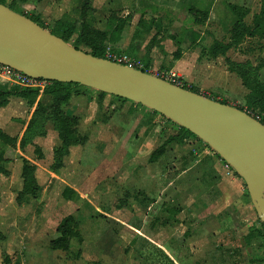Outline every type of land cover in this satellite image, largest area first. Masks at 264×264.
Wrapping results in <instances>:
<instances>
[{"label":"rangeland","instance_id":"374dc122","mask_svg":"<svg viewBox=\"0 0 264 264\" xmlns=\"http://www.w3.org/2000/svg\"><path fill=\"white\" fill-rule=\"evenodd\" d=\"M207 1L211 0H94L85 22L81 14L85 0H4L11 10L49 30L60 35L72 32L73 47L86 27L92 33L109 34L117 26L114 16H131L120 42L105 43L106 52L166 76L174 64L166 48L172 53L199 48L187 81L177 77L181 85L187 83L212 100L246 109L248 90L239 74L231 72L228 58L216 56L214 50L218 42L231 44L232 15L226 0H213V14L205 26L187 20L191 7L204 8ZM239 4L248 6L253 15L260 11L262 0ZM193 31L201 34L196 42ZM168 39L171 44L166 45ZM236 43L229 60L260 66L264 81V38L245 36ZM78 48L92 53L85 45ZM73 90L67 104L59 105L43 94L36 97L37 115L38 106L30 112L26 104L15 102V109L24 107L23 123L12 121L18 128L15 142L9 145L8 136L0 131V155L11 160L0 163V264H176L180 258L190 262L198 251L197 237L217 242L223 231L228 237L222 243L231 248L240 249L244 238L264 243V229L246 184L206 143L190 138L182 145H168L153 162L152 154L181 133L179 125L142 105L134 104L127 113V104L119 111L115 96L81 85ZM59 110L75 119L69 124L59 121L65 134L71 130L85 141L65 154L60 152L62 140L54 123L45 121L56 118ZM25 137L29 144L23 146ZM24 162L36 167L41 188L35 198L19 197ZM66 188L78 196L66 200ZM120 204L126 206L118 209ZM79 208L85 214L102 213L106 219L98 227L91 226L92 221L82 227L84 242L73 240L68 251L51 250L58 226Z\"/></svg>","mask_w":264,"mask_h":264},{"label":"water","instance_id":"95a60500","mask_svg":"<svg viewBox=\"0 0 264 264\" xmlns=\"http://www.w3.org/2000/svg\"><path fill=\"white\" fill-rule=\"evenodd\" d=\"M0 64L33 78L78 84L129 100L188 130L244 181L264 224V124L247 112L96 58L1 3Z\"/></svg>","mask_w":264,"mask_h":264},{"label":"trees","instance_id":"16d2710c","mask_svg":"<svg viewBox=\"0 0 264 264\" xmlns=\"http://www.w3.org/2000/svg\"><path fill=\"white\" fill-rule=\"evenodd\" d=\"M94 0H85V3L82 7V17L84 21L86 22L90 10L93 6ZM0 3L3 5H6L4 0H0ZM227 8L229 12L237 18L236 23L233 25L231 30V40L233 43L231 44H220V42L215 44L214 50L216 56H226V53L229 51V49L232 47L233 44H237L236 41L240 39L241 37H253L257 33H260L263 31L264 28V8H262V11L259 15H256L254 17V28L251 29L245 24L244 19L249 14V10L245 5H227ZM210 11L207 8H197V7H191L189 9V16L188 21H190L194 25H205L207 21L209 20ZM28 18V17H27ZM114 20L117 22V26L115 29L107 34L106 32H90L87 27L81 32L80 36L75 41V48L79 49L81 45H85L86 47L90 48L92 50L91 55H93L96 58H105L106 48L105 43L111 42V43H117L122 39L123 31L126 25L131 21V16H126L125 18H118L113 17ZM35 23L39 24L44 29L48 30L53 35H56L63 39L65 42L69 43V40L71 38L72 32L64 33L63 35H60L58 31L56 30H49L46 27H44L42 24L38 23L37 20L31 19ZM192 37L194 41H198L200 39V35L193 31ZM80 50V49H79ZM182 56L181 49L179 48L176 52L172 54L173 60H179ZM229 67L231 69V72H237L239 74L243 86L249 91L247 96L245 97L246 101V109L241 108V110H245V112L252 115L254 118H256L259 122L264 124V81H262L259 77V68L260 66H253L251 63L246 64H239L235 63L229 59H227ZM146 67H149L148 65ZM238 69L237 71L235 69ZM241 71L248 72L247 74H243ZM143 72H149L148 70H143ZM75 86H78V84L73 83H60V82H54L51 81V84L46 89L41 88H19L17 86H0V108H4L9 104L11 97H18L22 98L30 105L34 103V99L38 97L39 95H47L54 99H56V102L60 104H67L73 94V88ZM182 88L198 93V90L194 89L191 85L185 83L184 85H181ZM102 95H106L105 93L99 92ZM116 99L119 100L121 106L119 107V111L122 110V107L124 105L128 104L129 111L127 113H130L132 110V106L135 104L129 100L116 97ZM224 104H228L226 102H221ZM38 110H35L34 114L37 115V113L40 110V105L38 104ZM58 116L54 119H50L48 117L45 118L46 123L52 121L54 123V128L57 132H59V136L62 140V154H65L68 152V149L71 146H80L84 145L85 141L81 138H75L74 133L71 130H67V134L63 131L62 128H60L59 121L63 120L65 124H69L71 122H75L74 118L67 117L62 110H59ZM156 113V112H155ZM35 115V116H36ZM41 121V120H40ZM40 121L37 124H40ZM32 126V125H31ZM35 127V125L33 126ZM1 131V130H0ZM27 132L24 133L23 136H25ZM34 134V133H33ZM4 135V134H3ZM190 138H197L195 135H193L188 130L181 127V133L178 135L171 136L162 146L159 150H157L155 153L152 154L150 160L155 161L157 160V157L160 158L165 154V148L168 145L171 144H177L182 145L185 142L188 141ZM8 143L11 145L16 138H10L8 137ZM76 139V140H75ZM198 139V138H197ZM74 140V141H73ZM29 144V140L26 139L23 141V146ZM4 154V156H2ZM220 158V157H219ZM221 159V158H220ZM222 160V159H221ZM9 163L11 160L6 157L5 153H1L0 155V163ZM35 171L36 167L29 165L28 163L23 164L22 168V179H23V189L19 193V197L22 198H35L36 194L40 191V184L38 180L35 177ZM75 192L71 190L70 188H66L63 193V197L66 200H71L73 196H75ZM77 195V194H76ZM78 196V195H77ZM18 198V197H17ZM77 198V197H76ZM125 205L120 204L117 208L122 209ZM82 208H79L74 214L69 215L66 217L58 226L57 233L58 237L50 242V249L53 251H68L71 247V243L73 240H80L81 242H84V239L81 234L82 227L87 224L88 221H92L91 226L98 227L102 225L104 219H106L105 215L99 212H91L89 214H85L84 210L82 211ZM171 213H176V211L169 209ZM94 211V210H93ZM262 227L264 229V224L260 220ZM264 245V244H263ZM259 263V262H258ZM260 264H264V259L260 261Z\"/></svg>","mask_w":264,"mask_h":264},{"label":"crops","instance_id":"0c3cea01","mask_svg":"<svg viewBox=\"0 0 264 264\" xmlns=\"http://www.w3.org/2000/svg\"><path fill=\"white\" fill-rule=\"evenodd\" d=\"M216 2L217 1H215V3ZM226 2H227V5L240 6L239 3L241 2V0H226ZM213 3H214L213 0L207 1L206 5L204 7L210 11L209 19H210L211 14H213V12H212ZM196 5L200 6L201 4L198 3ZM246 7L249 10V14L244 19V21L248 27L253 29L254 28V17L256 15H259L262 11V8H264V0H262L260 11L256 12L253 15L251 14L250 8L248 6H246ZM231 18H232V24L234 25L237 21V18L233 15L231 16ZM248 18H251V22L247 21ZM208 21H210V20H208ZM208 21H207V23H208ZM205 25H198V26L202 27ZM197 33L199 35H201L199 32H197ZM260 34H261V37L264 38V28H263V31H261L260 33H257L253 37H248V39H257V38H259ZM229 41H230V43H233L231 40V37H230ZM117 43H115V44H117ZM164 43L166 45L169 43L171 44V40L168 39ZM236 46H237L236 44L232 45V47L226 53V58L230 59L229 58L230 53L233 51L234 48H236ZM198 49L199 48H197V50ZM197 50H195V49H189V50L185 49L184 50L183 49L181 58L179 60H173L174 64H173L170 72L174 73L179 78L183 77L187 81L188 76L190 75V70L193 67L190 65V63L192 62V60L195 59V55L197 53ZM165 51H168L167 53L169 56H171L173 54L171 52L170 48H166ZM231 61H233V60L231 59ZM233 62H236V61H233ZM185 77H187V79ZM243 89H245L247 91V89L245 87H243ZM15 102L18 104L20 103L22 105L26 104L29 108L28 111H30V112H34V110L38 106V103H36V102H34L32 105H30L28 103V101H26L22 98L11 97L9 104L4 108H0V114L3 115L2 117L0 116V130H2V132L5 133L10 138H16L17 137V136L16 137L14 136V134L16 133V131L18 129L17 124L20 125L21 122L23 123V121H24V116H22V114H21L22 111H24L23 110L24 107H22L23 109L22 108H20L18 110L15 109L14 108ZM1 118H4V120ZM13 120L17 121L18 123L15 124L14 122H12ZM48 124H50V122ZM236 199L237 198H235V201H237ZM231 203L233 204V202H231ZM229 209H227L226 211H229ZM221 211H223V210L222 209L219 210L218 213H221ZM215 221H216V219H215ZM138 233H140V232H138ZM225 234H226V231H223V234L218 238L217 242L214 239L208 238L206 240L205 238L197 237L194 241L195 242L194 244L198 247L197 248L198 251L193 252V258H191V261L189 262L188 260L180 258V260L177 259L178 261H180V263L176 261V264H260V261L262 259H264V245H263L264 243H263V241H258V243L256 242L257 240H260V239L244 238V244L241 245L240 249H237V248H231L233 246H229L227 244L222 243V242H225V238L228 237L227 234L226 235ZM231 249H233V250H231Z\"/></svg>","mask_w":264,"mask_h":264},{"label":"built area","instance_id":"2783aa9c","mask_svg":"<svg viewBox=\"0 0 264 264\" xmlns=\"http://www.w3.org/2000/svg\"><path fill=\"white\" fill-rule=\"evenodd\" d=\"M103 59L112 61L120 65L127 66L129 68L138 69L141 71L144 70L143 66H141L140 64H135L132 60L124 56H116L114 54H111L109 51L105 53V58ZM154 76L181 87V82L178 80L177 76L174 73H171L170 75H166V76H160V75H154ZM50 84H51L50 80L33 78L14 68L0 64V85H12V86H17L19 88L46 89L50 86Z\"/></svg>","mask_w":264,"mask_h":264}]
</instances>
